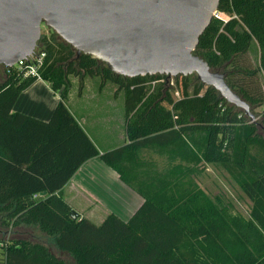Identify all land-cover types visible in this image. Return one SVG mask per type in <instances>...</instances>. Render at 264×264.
I'll list each match as a JSON object with an SVG mask.
<instances>
[{"label":"trees","instance_id":"trees-1","mask_svg":"<svg viewBox=\"0 0 264 264\" xmlns=\"http://www.w3.org/2000/svg\"><path fill=\"white\" fill-rule=\"evenodd\" d=\"M218 10L231 19H213L194 54L225 76L255 120L195 77L153 88L167 77L117 76L77 58L53 32L37 45L42 80L61 92L50 121L12 113L37 79L0 67V264H264V0H221ZM72 75L118 86L126 145L101 154L68 108ZM97 157L144 199L128 221L110 214L96 225L58 194ZM203 163L228 172L251 203L249 217L193 187Z\"/></svg>","mask_w":264,"mask_h":264},{"label":"water","instance_id":"water-1","mask_svg":"<svg viewBox=\"0 0 264 264\" xmlns=\"http://www.w3.org/2000/svg\"><path fill=\"white\" fill-rule=\"evenodd\" d=\"M221 0H0V67L32 56L49 28L77 58L124 78L196 75L255 120L225 76L195 55ZM41 196H46L43 193Z\"/></svg>","mask_w":264,"mask_h":264},{"label":"crops","instance_id":"crops-1","mask_svg":"<svg viewBox=\"0 0 264 264\" xmlns=\"http://www.w3.org/2000/svg\"><path fill=\"white\" fill-rule=\"evenodd\" d=\"M82 83L83 86H86L85 79ZM106 87L107 85L103 87L101 83V90H104ZM70 91L67 98L68 108L77 122L95 143L101 154L124 146L129 142L126 132L125 111L121 120L123 127L121 137L115 142H109L107 140L108 137L105 142H99L94 136V122L98 121L95 119L96 113L89 112L90 115L87 113L80 114L77 104H74L69 99ZM120 95L115 91L111 96L114 98L123 96L124 100V95ZM60 100L61 92L54 91L48 82L43 80L36 81L20 95L12 113L24 114L48 122L51 120ZM110 103L113 105L114 101H110ZM88 116H91V124L88 122ZM97 124L98 126L100 125L99 122ZM119 141L123 142L118 146H113ZM0 149H2V145H0ZM3 166L5 164L0 163V168ZM58 194L81 217L93 222V219L101 215L100 217L103 219L102 223L110 214H115L124 221H128L144 202V199L122 182L119 175L108 167L100 157L86 162ZM39 197L44 196H35L36 199Z\"/></svg>","mask_w":264,"mask_h":264},{"label":"rangeland","instance_id":"rangeland-1","mask_svg":"<svg viewBox=\"0 0 264 264\" xmlns=\"http://www.w3.org/2000/svg\"><path fill=\"white\" fill-rule=\"evenodd\" d=\"M51 32H53L51 29L43 27V35L45 34L51 36ZM61 42L63 41L61 40ZM252 59L254 61L258 59V53L256 50L252 52ZM192 77L197 78L196 75H193ZM83 80L73 75L70 77V101L77 104L80 114L87 113L90 115L89 112L96 113L95 119L98 121L94 122V136L97 140H99V142H105L107 137L109 142L117 141L123 132V127L121 125L122 116L125 111L123 106V96H121L123 94L118 92V94H121V97H112L111 95H113L118 89V86L112 83H108L107 87L104 88V90H101V81L98 78L92 79L90 77H86V86H83ZM172 82L175 87L178 86L176 78L172 80ZM261 82L264 87L263 78L261 79ZM175 97L178 98L180 95L175 94ZM110 101H114L113 105ZM88 117V122L91 124V116ZM97 122H99V126ZM122 142L123 141H119L113 146H118ZM153 157V159L158 163L159 169L166 168V159L157 156ZM190 179L194 188L201 189L210 198L214 199L218 196L224 198L225 203H229L235 212L240 213L245 217H249L251 207L249 199L244 195L238 184L230 177L228 172L222 166H214L203 163L198 167L197 174L192 176ZM100 216L93 219V222L96 225H100L102 223L103 219H101ZM51 251L59 258L67 261L71 260L68 255L60 254L54 248H52Z\"/></svg>","mask_w":264,"mask_h":264},{"label":"built area","instance_id":"built-area-1","mask_svg":"<svg viewBox=\"0 0 264 264\" xmlns=\"http://www.w3.org/2000/svg\"><path fill=\"white\" fill-rule=\"evenodd\" d=\"M214 19L227 23L231 19V16L227 13L217 10L214 12ZM45 57H46L45 53H39L36 50L35 53L32 56L28 57L27 59L19 61L13 67H6L4 69L9 75L12 73H17L22 77L25 78L34 77L37 79V81H40L42 80V78L40 76L39 70L43 65ZM174 79L175 78H166L158 81H152L149 83V85L155 88L156 85H158L159 83L165 82L168 84L170 83L172 86L175 87L174 83L172 82V80ZM176 94L179 95V92H177Z\"/></svg>","mask_w":264,"mask_h":264}]
</instances>
